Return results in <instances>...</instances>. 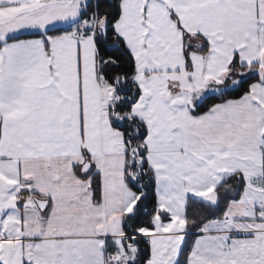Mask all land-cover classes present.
I'll use <instances>...</instances> for the list:
<instances>
[{
  "label": "snow or ice",
  "instance_id": "snow-or-ice-1",
  "mask_svg": "<svg viewBox=\"0 0 264 264\" xmlns=\"http://www.w3.org/2000/svg\"><path fill=\"white\" fill-rule=\"evenodd\" d=\"M0 264H264V0H0Z\"/></svg>",
  "mask_w": 264,
  "mask_h": 264
}]
</instances>
